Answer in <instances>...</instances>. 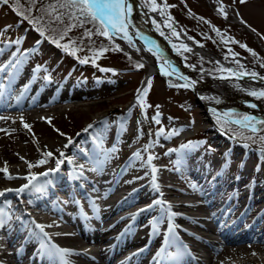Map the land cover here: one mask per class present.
<instances>
[{"label": "rangeland", "instance_id": "374dc122", "mask_svg": "<svg viewBox=\"0 0 264 264\" xmlns=\"http://www.w3.org/2000/svg\"><path fill=\"white\" fill-rule=\"evenodd\" d=\"M262 1L264 0H249L248 3H241L240 0H155V3H153V0H141V3L150 11V14L155 15L154 26L161 33L167 32L171 39L175 40L173 44L174 50L181 55L189 66L196 67L197 69L200 68L214 75V72H225L227 68L223 65L230 64L238 71H250L252 74L255 73L263 77L264 2ZM62 3H65V1L10 0L1 14L0 39L11 43L19 40L20 48L22 49L38 48L37 56L27 60L26 66L30 69L36 68L37 71L40 70V75L44 80L46 76L50 75L48 73L50 69L52 72L53 67L61 65V61H58L60 55L57 53V48H63L66 45L67 48L72 50L74 55L96 64L90 65L89 68H81L83 69L81 71L87 72L91 77H99L100 74L104 73V76L100 78H103L101 81L108 83V86H100L99 89L90 88L82 92L78 91L79 93L77 92L72 96L64 91L55 98L63 100L62 102L56 100L50 101L51 107H47L50 110L45 112L47 114L46 117L33 116L24 119L22 116L21 119H17L14 115L11 116V114L6 113L7 115L3 116V119H0V149L11 154L13 159H16L17 156L20 157L19 152L21 149L28 150V156L15 165L20 164L22 166L21 172H27V175L37 173L48 162L54 165L57 159L62 160L63 156L68 154L65 152L70 150L62 145L66 141L62 139L64 134L70 136L85 124H90L94 119V124L98 123L99 120L96 119V116L100 115L104 116V120L99 125V128L96 129L97 132L103 138H106V132L109 131L108 140L111 138V135H114L113 140L116 146L114 147V154L107 151L108 158L106 160L114 159L118 163H123L125 160L123 155H126L123 151L125 150L124 143L125 145L131 144L130 148L132 150L137 144L144 145L146 142V127L152 125L153 136L157 142L155 146V150L158 151V154L156 153L158 156L157 161L159 162V167H161L159 170L169 178L174 177L173 180L170 179L174 182L172 184L180 186L181 189L187 192H192L193 187H191V182L187 180L189 176L184 174L175 175L173 171L179 166L176 161L183 150L182 148L179 152L181 145H178L180 139L178 129H185L187 130L185 133L188 134L192 130L191 128L199 130L202 127L208 126L210 131H200L199 137L203 136V138L212 142L210 136L212 137L213 133H215L213 132V121L208 119L204 107L200 106V103L196 101L194 95L188 89L168 87L161 77L153 76L149 78L151 83L146 87L148 91L141 93L144 104L142 108L147 114L145 116L147 119L140 122L136 114L138 112L136 108L137 104L135 105L134 101L132 102L134 93L140 87L146 73H148V68L147 66L145 67L140 54L128 47L126 48V45L121 40L112 36L110 32L111 39L99 34L105 30L104 25L99 20L93 21L90 18L85 19L83 17L78 20L67 14L61 20H55L53 8L59 13L69 12V9L59 7V4ZM227 7H232L233 10L231 11L233 12L229 11L230 13H225L224 9ZM220 8H223L224 11L221 12ZM15 11L17 13L25 12L26 15L33 17L35 27L47 33L48 40L43 37L38 28L36 29L34 26L29 25L27 20L23 19L21 21L15 18V16H18ZM235 17L244 23V25L234 23ZM80 20H84V22L81 23ZM21 22L27 24L28 29H26L27 35L21 36L23 38L20 40L21 26L19 23L21 24ZM9 23L12 25H8ZM6 25L8 26L5 27ZM88 32L91 35H86ZM15 35L16 37H14ZM36 39H43L44 43L39 41L37 45L32 46V42ZM50 41L57 48L55 46V48L52 47ZM53 41H57V43ZM185 42L193 43L196 47H201L214 53L219 59L224 61V64L208 58L201 53H197L194 48L189 44H185ZM185 45L190 50H186ZM11 52L12 50H10L7 57L5 51L0 54V65L5 62L8 64L12 63L17 58L20 50L18 49L17 53H15V57L11 56ZM40 61H42L43 65H40ZM70 63L71 61L68 60V65ZM137 64H142L143 67L137 68ZM38 65H40V68ZM90 68H93V70ZM52 75V79L55 80L58 78L60 80L62 78L65 79L68 76L71 79L78 78L77 75L72 74V71L68 74L62 72L55 75V78ZM109 76L112 79L108 80ZM20 104L22 105V102ZM122 109H129L131 112V119L127 122V124L131 123V125H126L124 117H122L123 120H116V116L122 113ZM239 113L243 112H234L233 114ZM154 116H158L159 124L152 119ZM193 119L195 124H191ZM121 120L122 122H120ZM25 124L30 127L26 128ZM161 128L164 129V132L158 135L157 133ZM229 128L225 129L229 130ZM238 128L245 130L247 134L252 133L243 126ZM125 129L128 132H124ZM261 131L263 132L260 135H264V130ZM101 132H103V135ZM173 132L175 134H172ZM229 132L233 133V130H229ZM239 136L241 139H247L242 135ZM217 140L221 141L225 150L230 146V142L227 139L225 141L224 138L219 137ZM170 143L171 145H169ZM253 144L264 147V141H261L259 138L258 142ZM107 147L111 149V146L107 145ZM56 150L63 151V156L55 154ZM234 150L236 151L237 148H234ZM119 151L120 153L123 152V155L117 154ZM46 152L52 153L51 157H47L48 162L37 165V161L45 159L43 154ZM103 153H106L105 150H103ZM139 153L142 159L134 158L130 166L129 159L126 158L124 162V168L127 166H129L128 168L132 167L135 169V172L138 167L145 166V169L141 168L138 175L142 174L145 170L148 173V168L144 164L147 152L140 151ZM153 162H156V160L154 159ZM29 163L34 166L29 168ZM10 165L14 164L12 162L6 163L4 169ZM8 170L11 171L10 169ZM8 170L7 172L3 171L0 173V179L5 174L8 175ZM12 174V176L10 175L12 178H8L9 181L17 180L18 183L22 181L21 178H23L24 173H19V177L15 175V172H12ZM178 179L183 180V184H180L177 181ZM182 201L184 200L182 199ZM36 215V218L45 224H51V212H43V210L39 209ZM49 220L50 222H48Z\"/></svg>", "mask_w": 264, "mask_h": 264}, {"label": "bare ground", "instance_id": "6f19581e", "mask_svg": "<svg viewBox=\"0 0 264 264\" xmlns=\"http://www.w3.org/2000/svg\"><path fill=\"white\" fill-rule=\"evenodd\" d=\"M64 1L66 2V0H64ZM240 2H241V0H240ZM248 2H249V0L248 1L245 0L244 3H248ZM262 2H264V1H262ZM126 4L131 5V7H132V11H131V13L127 14V19H126V22L128 25L126 28V31L131 36L132 43L130 44L127 39L123 38V33H116L113 31H110V32L112 33V36L121 40L122 43H124L126 45V48L128 47L131 50H133L134 52H138L140 55L143 56L142 59L145 61V64L148 68V71H147L148 73L150 72V70L155 69L157 71L156 72L157 74L164 77L165 78L164 80L170 82L171 84L181 85V83H183L185 85V84H188V81H195L194 88L200 97V106L204 107L205 113L208 115V119H210V120H213V118H212L213 117V110H217V111L223 110V111H227L229 114L236 112V111H241V112L246 113V116L255 117L257 121H264V98L259 97V96H253L250 94L253 91H255L257 93H259L260 91H264V76L263 77L260 75L253 76L250 71L249 72H240L237 69L233 68L230 64L225 65V66H228V69L231 70V72L236 73L238 76L236 78V80H238V83L233 84V83L219 81L218 79H216V77L218 75L215 73H214V75H211L208 73V71L205 72L204 70H202L200 68L197 69L196 67L189 66L187 63H185V60L181 57V55L176 50H174L175 48H174L173 44H174L175 40L171 39L170 35L167 32L166 33L162 32L163 33V35H162L161 32L154 26V16L155 15L150 14V11L145 8V6L141 3V0H126ZM224 10H225V13H227L233 9H232V7H227ZM231 12H233V11H231ZM234 19H235L234 23H236L237 21H239V22H237L239 24L242 23L237 17H235ZM172 38H174V37H172ZM146 41H147V43H146ZM185 44H187V45L189 44L192 48L195 49V51L197 53H201L208 58L218 60V57L216 55L205 50L204 48L196 47L195 45H193V43H190V42H185ZM149 47L151 48V51H149V49H150ZM173 68L176 69L175 73H172ZM13 69H15V70L21 69L20 72H17L14 79L22 80V78L25 76V74L27 72L25 70L26 69L25 65L14 67ZM6 71H9V69H7ZM165 72L170 73V74L165 75L164 74ZM30 81H31V84H33L35 80L34 81L30 80ZM36 83L39 86L45 85L44 90H43L44 91L43 95L36 98L34 96L35 88L33 87V85L27 84L29 93L33 97L32 96L25 97L24 98L25 100H23V102H25V105H27V107L23 108L22 111H16V110L7 111V112H9V115L12 114L11 116L14 115V117H17V119H21L22 116L24 119L31 118L33 116H35V117H39V116L46 117L47 116V114L45 112L50 110V108L47 109V107H44V108H42V107L48 101V98H49L50 94L52 93L51 86L46 85L44 80H41V81L36 82ZM10 84L12 87H15L16 81L12 80L10 82ZM38 85H37V87H39ZM173 86H176V85H173ZM238 92H240V93H238ZM3 96H4V94H3V92H1L0 93V108L1 109H7L8 106L11 104V102L5 101V100H4V102H2L3 99H5V97H3ZM233 96H236V97L241 96L243 98L233 101V99H231ZM9 97H12V95H10ZM14 97H16V96H14ZM245 98H248L250 100H254L255 102L254 103L251 101L245 102L244 101ZM228 99H231V100H228ZM13 102H17V99H15V101H13ZM29 105L34 106V108L29 109V108H31ZM250 105H252V106H250ZM253 105H255V107H253ZM124 114L129 116L131 114V112L129 110H126V111H124ZM217 116L218 117L221 116L224 118L223 114H221V113H217ZM256 125H258V128L264 129V125H261L259 123H257ZM208 131H210V130H208ZM210 138H212V141H213V136ZM153 142H154V140H153ZM61 144H59V145H61ZM41 150H43V149L41 148ZM37 154H39V153H37ZM19 156L20 157L17 156L16 159H13L11 154H9L6 151H3V149H0V167L6 166V163L12 162L14 164V165H10L7 167L11 171H9L7 169L9 171L7 173L8 175L5 174L3 176L4 179H2L3 183H0V188L1 187L4 189H5V187L11 188V185L15 184L13 182H8L6 180V179H8L7 177L9 175H11V176L13 175L12 172H15L16 176H19V173H24V175L26 174L24 171L21 172L22 166L20 164H17V165H15V164L21 162L22 158H25L28 156V150H22L21 149L19 152ZM205 164L210 167V170H213V158L211 159V163H205ZM196 168L200 169L201 171H204L203 164H197ZM18 169H20V170H18ZM109 176H110V174L108 175L106 172H104L102 180L106 182V180L109 178ZM49 177H51V176H49ZM43 179L44 178H40L38 183H40ZM62 180L63 179L59 177V180L57 182H60L62 184V182H61ZM47 181H48V179H44L40 184L46 185ZM103 181H102V183H103ZM111 181H113V178ZM196 181H197V184L195 185V191H196V193L202 194V196L207 199L206 202L204 201V203L196 204L197 202H193L191 200H187V201L175 200L176 202H178L180 204L177 205L178 207L177 206L171 207L170 210L175 211V210L181 209L182 212H180V213H186V214L189 213V210H191V212L189 214L194 215L193 217L197 220V222L201 225H204V221H205V219H207V217L206 216L203 217L201 214H203V213L205 214L204 211H206L212 205H214L213 191H212V193H209V194L205 193V190L209 191L210 189H213V179L211 181L209 180V181L205 182V181H202V177H200L198 175L196 177ZM21 182H27V181L25 180V181H21ZM34 182H35V180H34ZM49 182H51V178H50ZM198 182H200V186H199ZM259 182H260V180H253L252 186L258 185ZM102 183H100L99 185H102ZM239 183H240V180H237V184H239ZM230 185H231V183H230ZM92 186L95 187V185H92ZM116 186H117L116 180H114L112 185L109 184L108 189H113ZM51 190H52V188H51ZM43 191L44 190L42 189L39 192H35V191H31V190L27 192V190L25 189V193L22 195H25V197H27V198H32V197H35L36 193H42ZM8 192H12V191H6L5 194ZM12 193L17 197V195L14 192H12ZM149 194H147L146 196L149 197L151 195V194L150 195ZM153 194H154V196H159V193L153 192L152 195ZM181 194L182 193H180V195ZM146 196H144V198ZM2 197L3 196H0L1 199H2ZM47 198L50 199V196L48 194H47ZM126 202H128V201H126ZM126 202H124V203H126ZM142 203H144V202H142ZM140 206L142 207L145 205L141 204ZM129 208H127V209H129ZM147 210L150 211L151 209L148 208ZM192 210H196L197 212L194 213V212H192ZM127 213L123 212L122 215H126ZM213 215L216 217V214H213ZM139 217L141 219V216H139ZM152 220H149V223H151ZM131 221H132V224H134V226H136V224H139V222H137L133 219ZM190 224L194 225L195 223L193 221H190ZM5 226H6V224H0V237L5 232L4 231ZM196 226H199V225H196ZM232 228L235 230H241V227L237 226L236 224H231L230 230ZM251 229L252 228H250V230ZM247 234H249L251 238H253L257 241H260V243L259 244L243 243V244H235V245H233V244L232 245H224V244H219V243H215L214 241H211L213 243V248H212V251L206 253V256H205L206 263L205 264H209V263L210 264H264V234L263 233L256 234L254 232H249ZM243 236H245V234ZM73 237H75V236H73ZM242 238H244V237H242ZM10 239H13V237L11 236ZM76 239L77 238L75 237V238H70V239L67 238L66 240L75 241ZM9 243H13V241L10 240ZM209 244H210V242H206L207 247H209ZM189 249H191V251H193V249L191 247H189ZM181 251L185 252V249H181ZM193 254L196 255L195 252H193ZM185 263H188V262H185Z\"/></svg>", "mask_w": 264, "mask_h": 264}, {"label": "snow or ice", "instance_id": "6c2138e0", "mask_svg": "<svg viewBox=\"0 0 264 264\" xmlns=\"http://www.w3.org/2000/svg\"><path fill=\"white\" fill-rule=\"evenodd\" d=\"M10 0H2V3L7 5L9 4ZM245 0H241V3H244ZM153 3H155V0H153ZM60 8H67L69 9L68 13H59L56 12V9L53 8V13L55 14L54 19L55 20H61L63 18L64 15H69L70 17H74L76 19H80L81 17L88 19L90 18L91 20L95 21V20H99L100 23L102 25H104V29L103 31H101L99 34L107 36L109 39H111L112 37L109 35V31H113L116 33H123V38L127 39L128 42L131 44L132 43V38L131 36L128 34V32L126 31L127 28V14L131 13L132 11V7L131 5H127L126 4V0H66L65 3L59 4ZM220 11L223 12V8H220ZM19 15L23 16L24 13L19 12ZM226 15V14H225ZM81 23L84 22V20H80ZM10 27V26H9ZM163 35V33H161ZM86 35H91L90 32L86 33ZM139 35V34H138ZM54 43H57V41H53ZM16 43H19V41H16ZM147 43V41H146ZM65 48L67 47L66 45L64 46ZM118 47V46H117ZM186 50H190L187 49V46H184ZM246 47V46H245ZM149 51H151V49H149ZM137 68L143 67L142 64H137L136 65ZM6 69H0V71H3ZM176 69H172V73H175ZM165 75H169L170 73L165 72ZM253 76H255L256 74L253 73ZM149 85L151 83V81H148ZM195 84V81H191L189 84H185V85H181L183 87H191L192 85ZM145 93L148 91L147 88H145L143 90ZM138 93H140V90H138ZM253 96H259L264 98V91H260L259 93L253 91L250 93ZM137 101L140 103V105L143 107V100H142V94H138L137 95ZM253 107H255V105H253ZM0 119H3V117H0ZM152 119L159 124V119L158 116H154L152 117ZM234 123L236 124H241L243 127H245L246 129H249L253 134H256L258 131H260L257 127L256 124L259 123L261 125H264V121H257L255 117L252 116H244L243 120H236L234 121ZM26 128H29L30 126L25 124L24 125ZM164 129H160L159 132L157 133L158 135L163 133ZM172 134H175L174 132ZM261 141H264V135H260L258 137ZM71 143V141H69ZM198 143V142H197ZM148 146H146L147 149ZM196 147V144L193 142H189L186 145H181V148L183 149H192ZM145 149V150H146ZM112 151H115V148L112 149ZM170 151H174V150H170ZM45 159H41L39 161H37V165L40 164H45L48 162L47 157H51L52 153L51 152H46L43 154ZM104 155V160H106L108 158V154L105 153ZM61 156H63V153H61ZM133 157L136 159H142V157L140 156L139 152H136L133 154ZM153 157L151 155H149L147 157V164H151ZM104 160H100L97 159L96 163H97V168H94L93 170H98L99 167L103 164ZM64 161L61 159H57L56 160V167L54 169H49L48 172L43 173V175H48L49 172H55L58 171L61 164ZM69 163H71L72 161L69 160ZM177 164H180L181 161L178 159L176 161ZM33 164H29V168L33 167ZM83 167V166H81ZM2 171L7 172V168L3 169ZM157 172V169L153 166L152 167V180H153V186L156 190L159 189V184L155 183L156 181V175L155 173ZM147 174V173H146ZM7 178L11 179L12 177L9 175ZM26 179H28V183L24 184L21 186V188L19 189H5L6 191H15L17 193H23L25 191V189H28L29 186L32 184V182L36 179L35 176L32 177H25ZM77 179L79 178V176L76 177ZM139 179V177L137 178ZM195 188V185H192ZM4 192H0V196H3ZM155 204H163L166 202L163 201H155ZM93 207H95V205L93 204ZM170 208L171 206L168 205V211L170 212ZM140 211H144V209H141ZM177 215L174 212H170V217ZM3 223V220L0 219V224ZM37 228L40 229V232L43 233V225H36ZM46 235V233L44 234ZM70 250L68 249H60V248H55V250L52 252L53 255H57L60 257L61 260V264H68V261L65 259L66 254L69 252ZM165 254V249L161 248L160 252L157 253L158 256L160 255H164ZM182 255V253L180 251H178L175 255H173L171 257V259L175 260L176 257Z\"/></svg>", "mask_w": 264, "mask_h": 264}, {"label": "water", "instance_id": "95a60500", "mask_svg": "<svg viewBox=\"0 0 264 264\" xmlns=\"http://www.w3.org/2000/svg\"><path fill=\"white\" fill-rule=\"evenodd\" d=\"M191 81H189V83H190ZM190 90L193 92V94L196 96V99L199 101V103H200V97H199V95H198V93L196 92V90H195V88H194V85H192L191 87H190ZM231 99H233V101H235V100H237V99H240V96H233ZM231 99H228V100H231ZM245 102H250V100L249 99H247V100H244Z\"/></svg>", "mask_w": 264, "mask_h": 264}]
</instances>
